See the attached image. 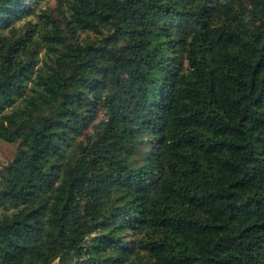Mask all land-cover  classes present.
<instances>
[{
    "label": "trees",
    "instance_id": "1",
    "mask_svg": "<svg viewBox=\"0 0 264 264\" xmlns=\"http://www.w3.org/2000/svg\"><path fill=\"white\" fill-rule=\"evenodd\" d=\"M48 1L0 0V264H264V0Z\"/></svg>",
    "mask_w": 264,
    "mask_h": 264
},
{
    "label": "rangeland",
    "instance_id": "2",
    "mask_svg": "<svg viewBox=\"0 0 264 264\" xmlns=\"http://www.w3.org/2000/svg\"><path fill=\"white\" fill-rule=\"evenodd\" d=\"M51 5L54 4L53 0L48 1ZM101 62L105 64V60L101 59ZM104 92H102L103 94ZM108 118L99 111L95 120L88 126L86 130L66 145L62 150V165L64 166L67 162L77 159L83 148L89 149L91 144L95 140L101 139L102 136L107 134ZM152 137V148L149 156L145 159V162L150 166H159L164 169L166 162L172 158V155L167 151L164 145V138L160 133L153 132ZM17 148V143H10L0 141V168L6 165L13 157ZM147 151L148 149H144ZM126 157V155H122ZM129 158V156H128ZM166 180V176L160 179V182L154 186L152 192L159 189L160 183ZM4 212L13 213L14 209L11 207L0 208V215Z\"/></svg>",
    "mask_w": 264,
    "mask_h": 264
}]
</instances>
